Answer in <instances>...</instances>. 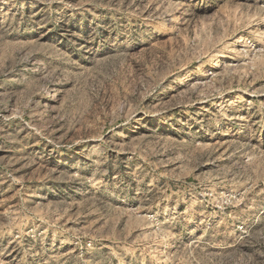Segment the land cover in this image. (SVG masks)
Listing matches in <instances>:
<instances>
[{"label":"rangeland","instance_id":"rangeland-1","mask_svg":"<svg viewBox=\"0 0 264 264\" xmlns=\"http://www.w3.org/2000/svg\"><path fill=\"white\" fill-rule=\"evenodd\" d=\"M0 264H264V0H0Z\"/></svg>","mask_w":264,"mask_h":264}]
</instances>
